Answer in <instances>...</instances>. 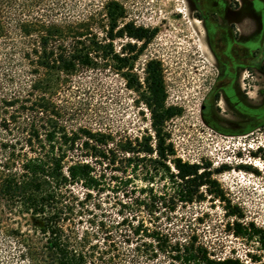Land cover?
<instances>
[{
	"label": "trees",
	"instance_id": "1",
	"mask_svg": "<svg viewBox=\"0 0 264 264\" xmlns=\"http://www.w3.org/2000/svg\"><path fill=\"white\" fill-rule=\"evenodd\" d=\"M125 18L115 0L96 14L92 1L0 0V264H264L250 253L219 257L161 223L203 200L202 187L221 194L207 167L176 157L164 129L179 111L166 106L160 62H147L142 82L132 73L156 30ZM125 38L142 45L117 51ZM93 73L116 74L138 93L152 135L71 124L60 97ZM103 195L115 201L90 202ZM240 219L231 234L264 251V228Z\"/></svg>",
	"mask_w": 264,
	"mask_h": 264
},
{
	"label": "rangeland",
	"instance_id": "2",
	"mask_svg": "<svg viewBox=\"0 0 264 264\" xmlns=\"http://www.w3.org/2000/svg\"><path fill=\"white\" fill-rule=\"evenodd\" d=\"M91 1L92 14H96L108 0H81L82 5ZM115 1L125 9L124 22L156 30L153 40L135 61L132 73L142 82L147 62H160L166 106L179 111L164 129L175 155L183 162L207 167L221 194L216 197L202 187L203 200L164 214L161 223L173 232L197 237L219 257L237 255L246 260L245 255L250 253L264 262L260 246L235 238L229 227L233 220L240 219L230 215L234 211L243 222L264 228L263 44L259 40L229 43L219 28L203 23L201 18L212 10L207 0L201 6L196 0ZM245 1L256 8L258 17H264V0ZM129 43L138 49L142 45L125 38L115 41L114 46L119 51ZM222 43H228L225 56ZM230 71L241 73L239 98H234L230 90H220L216 83L219 73ZM138 96L126 88L120 76L93 73L79 90L60 98L73 126H87L133 140L153 134L150 112ZM203 102L206 110H202ZM230 124H234L232 131ZM128 175L132 176L130 170ZM133 184L141 187L146 183L138 177ZM163 184L154 182L157 187ZM77 192L82 195L81 190ZM114 201L109 195L90 200Z\"/></svg>",
	"mask_w": 264,
	"mask_h": 264
},
{
	"label": "flooded vegetation",
	"instance_id": "3",
	"mask_svg": "<svg viewBox=\"0 0 264 264\" xmlns=\"http://www.w3.org/2000/svg\"><path fill=\"white\" fill-rule=\"evenodd\" d=\"M198 6H201L203 0H196ZM212 4V10L206 14L201 20L209 27L219 28L223 36L230 43L231 41L239 40H259L263 46V53L261 56L262 69L264 71V17L257 16V10L250 2L240 0H207ZM262 14V12H261ZM259 21V23H258ZM224 25V27H219ZM207 35L209 36V29H207ZM228 43H222L224 49V56L226 55V46ZM255 52L253 53V62L255 61ZM227 60V59H225ZM240 63V62H239ZM246 64L243 62V65ZM240 72H225L219 73L217 76V85H220V90L232 91L234 98H239L240 94ZM224 92V93H225ZM216 102H219L216 100ZM207 109L206 102H203L202 110ZM233 125H229L228 128L233 130ZM227 131V132H231Z\"/></svg>",
	"mask_w": 264,
	"mask_h": 264
}]
</instances>
